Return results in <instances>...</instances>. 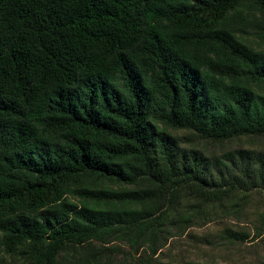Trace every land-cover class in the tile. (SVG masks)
Returning a JSON list of instances; mask_svg holds the SVG:
<instances>
[{
  "label": "trees",
  "instance_id": "obj_1",
  "mask_svg": "<svg viewBox=\"0 0 264 264\" xmlns=\"http://www.w3.org/2000/svg\"><path fill=\"white\" fill-rule=\"evenodd\" d=\"M179 131L264 138V0H0V264H99L264 192V150L215 179Z\"/></svg>",
  "mask_w": 264,
  "mask_h": 264
},
{
  "label": "rangeland",
  "instance_id": "obj_2",
  "mask_svg": "<svg viewBox=\"0 0 264 264\" xmlns=\"http://www.w3.org/2000/svg\"><path fill=\"white\" fill-rule=\"evenodd\" d=\"M245 38L254 45L259 43L254 32ZM175 135L185 148L203 154L215 179L217 158L225 153L264 150L263 137H242L221 143L202 139L191 131ZM239 194L245 197L244 206L238 211L224 205L198 206L184 201L170 211V222L159 232L157 244L146 238L132 246L127 240L117 239L107 246L111 249L110 260L105 258L99 264H264V192ZM161 245L165 246L159 250ZM70 263H74L72 259Z\"/></svg>",
  "mask_w": 264,
  "mask_h": 264
}]
</instances>
